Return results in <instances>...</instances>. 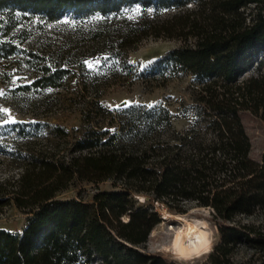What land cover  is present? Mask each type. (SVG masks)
I'll return each instance as SVG.
<instances>
[{"label": "trees", "instance_id": "16d2710c", "mask_svg": "<svg viewBox=\"0 0 264 264\" xmlns=\"http://www.w3.org/2000/svg\"><path fill=\"white\" fill-rule=\"evenodd\" d=\"M147 38L180 42L165 64L199 83L194 119L177 130L166 106L114 117L96 96L82 113L94 111L95 125L57 127L43 146L18 124L20 173L0 181V213L13 206L27 217L21 232L0 230V264H177L143 248L161 222L153 203L178 215L187 202L210 210L219 240L194 264H232L240 242L264 245L253 225L235 223L264 218V156L249 157L240 119L264 118V0H0V63L37 72L23 92L60 89L69 63L59 59L81 45L117 58ZM42 39L66 48L29 46ZM106 182L111 190L89 201L58 198L76 184Z\"/></svg>", "mask_w": 264, "mask_h": 264}, {"label": "rangeland", "instance_id": "374dc122", "mask_svg": "<svg viewBox=\"0 0 264 264\" xmlns=\"http://www.w3.org/2000/svg\"><path fill=\"white\" fill-rule=\"evenodd\" d=\"M68 17H64L62 22ZM37 29H40V25ZM67 29L73 30L72 25ZM34 30L31 32L33 35L36 32ZM56 30L59 32V28ZM45 43L42 39L40 43L29 46L38 51L51 52L55 49L64 51L66 48L63 45L52 44V41H50L52 46L49 47ZM179 46L180 42L177 40L147 38L128 50L125 55L108 58L101 56L88 45H81L73 57L59 59L60 66L69 63L66 66L69 74L62 80L60 89L31 88L23 92L20 88L30 85L37 72L32 68H26L18 61L0 63V93H3L0 95V110H6L0 111V181L15 179L20 173L19 157L23 152L24 142L17 134L18 124L21 125L19 130L23 131V135L31 137L38 146H43L46 144L45 139L58 138L55 135L57 127L76 131L83 129L88 123L95 125L97 118L94 111L88 118L82 113L89 108L88 101L91 102L96 96H99V103L114 117L118 115L121 117L124 111L130 108L155 109L166 106L173 115V127L177 130L184 129L194 119L192 95L199 87V83L184 71L165 64L169 53ZM88 79L92 80L87 81ZM9 115L14 123H4ZM240 119L251 144L249 157L262 163L264 118L243 112ZM56 142L62 143L60 140ZM96 190L109 191L111 184L110 182L98 186L76 184L61 193L58 198L62 200L80 198L89 201ZM153 206L161 222L149 233L143 246L145 252L159 255L164 260L177 264L205 262L219 240L210 210L196 207L193 203H184L186 210L184 216L206 222L211 248L199 258L182 260L177 258L169 247L173 232L169 228L177 227L178 223L163 217L164 211L176 214L169 212L159 203H153ZM26 217L24 211L13 206L6 207L0 213V230L21 232L25 227ZM235 221L236 224L253 225L258 233L251 237L264 239V218L237 217ZM231 263L264 264V245L240 242L233 249ZM92 264L101 263L95 260Z\"/></svg>", "mask_w": 264, "mask_h": 264}, {"label": "bare ground", "instance_id": "6f19581e", "mask_svg": "<svg viewBox=\"0 0 264 264\" xmlns=\"http://www.w3.org/2000/svg\"><path fill=\"white\" fill-rule=\"evenodd\" d=\"M138 198L143 200L142 196H138ZM163 213L164 218H169L178 223L177 227L169 228V230L173 231L169 242V247L177 258L182 260H190L199 258L209 252L211 243L206 229V222L199 219L188 218L184 215L170 214L167 211H164ZM192 229H195V232L193 233V236L189 238L187 232ZM178 233H182L180 236L181 242L179 245V250L176 247V236ZM197 235L201 237L200 240H197ZM190 239L191 243H189ZM181 252H183V255H181Z\"/></svg>", "mask_w": 264, "mask_h": 264}, {"label": "snow or ice", "instance_id": "6c2138e0", "mask_svg": "<svg viewBox=\"0 0 264 264\" xmlns=\"http://www.w3.org/2000/svg\"><path fill=\"white\" fill-rule=\"evenodd\" d=\"M13 82H15V81H13ZM3 93H0V95H2ZM0 111H6V110H0ZM9 122H11V123H14L15 121L14 120H12V118H11V116L9 115V118H8V120H5L4 121V123H9ZM195 232V229H193L191 232H189L188 234L189 235H191L192 233H194ZM181 234L182 233H178L177 234V238L179 239L180 238V236H181ZM201 239V237L199 236V235H197V240H200ZM179 245H180V243H177L176 242V247H177V249L179 250ZM206 250V249H205ZM181 255H183V252H181Z\"/></svg>", "mask_w": 264, "mask_h": 264}, {"label": "clouds", "instance_id": "9594fccd", "mask_svg": "<svg viewBox=\"0 0 264 264\" xmlns=\"http://www.w3.org/2000/svg\"><path fill=\"white\" fill-rule=\"evenodd\" d=\"M192 230H193V229H192ZM192 230H189V231L187 232V235H188L189 238H191V237L193 236V233H192L191 235L188 234V233L191 232ZM176 242H177V243H180V242H181V237H180L179 239L176 237ZM189 243H191V239L189 240Z\"/></svg>", "mask_w": 264, "mask_h": 264}, {"label": "water", "instance_id": "95a60500", "mask_svg": "<svg viewBox=\"0 0 264 264\" xmlns=\"http://www.w3.org/2000/svg\"><path fill=\"white\" fill-rule=\"evenodd\" d=\"M140 202H144L146 200H148L147 198H144L143 200L139 199L138 197H136Z\"/></svg>", "mask_w": 264, "mask_h": 264}]
</instances>
